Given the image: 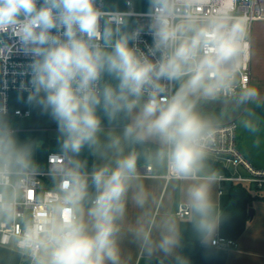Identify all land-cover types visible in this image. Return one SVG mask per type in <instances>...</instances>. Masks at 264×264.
<instances>
[{"label":"clouds","instance_id":"clouds-1","mask_svg":"<svg viewBox=\"0 0 264 264\" xmlns=\"http://www.w3.org/2000/svg\"><path fill=\"white\" fill-rule=\"evenodd\" d=\"M136 3L0 0V78L19 67L12 75L27 79L17 101L56 123L61 157L50 191H37L43 141L19 138L0 93V250L20 264H125L129 233L149 259L189 264L175 255L172 213L144 212L126 226L129 202L145 209L150 199L142 168L181 186L193 231L214 243L220 176L208 160L226 114L201 105H230L240 127L260 131L264 89L240 74L252 56L250 17L241 0H147L141 11Z\"/></svg>","mask_w":264,"mask_h":264},{"label":"crops","instance_id":"crops-1","mask_svg":"<svg viewBox=\"0 0 264 264\" xmlns=\"http://www.w3.org/2000/svg\"><path fill=\"white\" fill-rule=\"evenodd\" d=\"M145 3L147 4V0H137L136 8L140 9L137 11H141ZM116 4L122 9L125 7L124 0ZM251 42L250 85L264 89V20H258L253 24ZM12 106L30 110L31 114L28 117L10 114L9 118L19 124L16 129L21 140L33 138L43 141L42 148L36 153L35 159L39 165V171L45 170L48 155L52 152L58 153L56 123L50 117L41 115L39 110L30 109L24 103L18 102L17 94L12 98ZM226 107L229 108L230 114L226 117L228 120L221 122L236 120L237 143L240 152L255 167L264 169V108L257 109L261 118V128L256 135H253L239 126L240 114L233 112L230 105ZM257 139L260 140L259 145L255 143ZM83 158L88 159L90 167L93 158L87 153ZM212 161L217 163L220 169H216L209 162L208 165L219 175L235 173L231 163L216 159ZM238 170L243 176L248 175L244 167L240 166ZM142 182L149 193V202L145 209H139L129 202L126 226L135 225L144 212L157 218L166 213H172L177 219L180 238V246L176 249L175 255L186 257L189 264H264V186L259 188L252 182H221L219 180L212 185L211 197L221 212V221L214 237H225L237 242L236 247L220 248L213 246L211 241L201 242L193 231L188 217L180 218L176 215L179 205L184 204L180 185L164 177L142 176ZM120 247L125 264H160L161 260L166 264H175L174 256L164 257L162 253H159L149 259L143 255L130 233L121 239ZM0 255L9 257L8 264H20L18 257H13L3 250H0Z\"/></svg>","mask_w":264,"mask_h":264},{"label":"built area","instance_id":"built-area-1","mask_svg":"<svg viewBox=\"0 0 264 264\" xmlns=\"http://www.w3.org/2000/svg\"><path fill=\"white\" fill-rule=\"evenodd\" d=\"M241 7L243 11L250 17V30H252L253 24L258 20H264V0H241ZM143 39L150 42V37L145 36ZM23 57H14L13 65H19L24 63ZM19 67L10 66L8 68V75L6 77L0 78V93H3L6 99V104L8 108V113L14 114L20 117H28L31 112L29 109L14 108L12 106V98L17 94V89L19 86V81L21 79H27L26 77L13 76L12 73L19 71ZM241 76H247V83H251V60L247 64L246 69L241 68ZM15 79L16 83L13 84L12 81ZM3 80H7V89L3 87ZM61 157L58 153L52 152L47 157V168L45 170L39 171L38 180L39 183L36 185L37 191L48 192L50 191L52 184L48 176L49 170L59 161ZM211 160L216 159L223 161L225 163H231L234 167L235 173L233 175H226L221 173L219 181H239V182H252L257 187L261 188L264 186V169L255 167L251 162H249L243 154L240 152L237 143V122L235 119L220 122V127L216 136L215 145L212 149V154L210 156ZM242 166L247 171L248 175L243 176L238 170ZM141 176L145 177H164L166 180H170L164 175H153L151 169H140ZM176 215L180 218L188 217V211L184 204L179 205ZM214 243L211 244L215 247L220 248H232L237 246V242L233 239H228L225 237H214ZM166 264V263H164Z\"/></svg>","mask_w":264,"mask_h":264},{"label":"rangeland","instance_id":"rangeland-1","mask_svg":"<svg viewBox=\"0 0 264 264\" xmlns=\"http://www.w3.org/2000/svg\"><path fill=\"white\" fill-rule=\"evenodd\" d=\"M120 1L121 0H107V2H109L111 4L120 3ZM143 7L144 8H142V10H145L146 9V3L143 5ZM136 10H140V9L136 8ZM226 106H229V105L218 102V101L217 102H208V103H204L201 105V110L208 115L219 116L220 113L226 108L225 112H224L226 114V116L221 120V121H223V120H228V118L226 119V117L230 114V110ZM10 120H11L14 128L19 127V124H17V122L14 119H10Z\"/></svg>","mask_w":264,"mask_h":264},{"label":"trees","instance_id":"trees-1","mask_svg":"<svg viewBox=\"0 0 264 264\" xmlns=\"http://www.w3.org/2000/svg\"><path fill=\"white\" fill-rule=\"evenodd\" d=\"M208 162L211 163L212 165H214V167L216 169H218V170L220 169V166L217 163L213 162L212 160H208Z\"/></svg>","mask_w":264,"mask_h":264}]
</instances>
